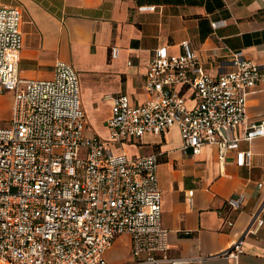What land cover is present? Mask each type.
<instances>
[{"label": "built area", "instance_id": "1", "mask_svg": "<svg viewBox=\"0 0 264 264\" xmlns=\"http://www.w3.org/2000/svg\"><path fill=\"white\" fill-rule=\"evenodd\" d=\"M22 14L0 5V95L14 94L10 126L0 127V264L173 263L162 224L159 153L117 149L177 126L185 155L212 144L222 165L230 153L237 165L249 164L250 151L240 143L264 136V118L247 114V98L262 78L258 64L228 49L215 76L189 41L181 54L158 47L147 64L148 99L135 105L127 94L115 96L107 137L89 135L70 64L58 63L51 79L20 77ZM118 54L112 47V57ZM253 222L264 221L255 214ZM121 236L130 238V257L111 262L106 253ZM245 237L237 235L224 252L235 264Z\"/></svg>", "mask_w": 264, "mask_h": 264}, {"label": "crops", "instance_id": "2", "mask_svg": "<svg viewBox=\"0 0 264 264\" xmlns=\"http://www.w3.org/2000/svg\"><path fill=\"white\" fill-rule=\"evenodd\" d=\"M0 5L22 9L21 78L51 79L60 62L76 70L89 135L107 137L115 96L127 94L135 105L145 102L147 64L154 51L167 45L181 54L186 40L208 74L220 73L228 49L258 64L262 78L247 98V114L250 120L264 118V0H0ZM114 46L119 47L115 58ZM181 147L175 126L117 149L131 156L159 153L162 224L174 259L162 264H235L224 252L237 235H246L239 264H264V222H253L255 214L264 221V136L240 143L250 151L249 164L243 166L237 165L235 153L222 165L216 145H204L197 155H185ZM231 199L237 207L229 204ZM121 243L127 252L115 254ZM129 251L130 238L121 236L106 258L125 260Z\"/></svg>", "mask_w": 264, "mask_h": 264}, {"label": "rangeland", "instance_id": "3", "mask_svg": "<svg viewBox=\"0 0 264 264\" xmlns=\"http://www.w3.org/2000/svg\"><path fill=\"white\" fill-rule=\"evenodd\" d=\"M82 81V80H81ZM14 99V94L12 92H7L5 94L0 95V127H8L10 126V119H11V101ZM100 115L102 112L99 113ZM93 122V126L95 127V122ZM105 131V130H102ZM133 151L134 148H131ZM126 245L120 244L119 251L115 254H124L127 252Z\"/></svg>", "mask_w": 264, "mask_h": 264}]
</instances>
